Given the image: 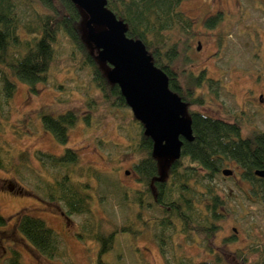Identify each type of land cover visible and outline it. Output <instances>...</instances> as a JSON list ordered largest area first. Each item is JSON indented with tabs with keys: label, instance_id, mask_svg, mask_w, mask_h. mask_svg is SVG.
Instances as JSON below:
<instances>
[{
	"label": "rangeland",
	"instance_id": "1",
	"mask_svg": "<svg viewBox=\"0 0 264 264\" xmlns=\"http://www.w3.org/2000/svg\"><path fill=\"white\" fill-rule=\"evenodd\" d=\"M180 9L193 19L196 32L189 59H184L187 64L180 57L175 66L182 81L189 73L204 71L206 77L228 84L230 90L223 89L216 96L210 86L193 87L197 89L192 99L201 96L204 103L192 102L191 109L214 112L208 107L214 96L224 111L238 114L246 109L241 121L244 131H264V103L254 107L249 101L251 96L264 93V0H185ZM213 15H220L221 20L211 29L206 20ZM89 47L96 56L93 45L89 43ZM55 54L60 64L48 73L46 82L37 85L36 93L17 80L11 102L0 95V213L8 222L0 227V264L12 249L21 252L24 264H97L99 243L78 235L92 224L103 234L130 225L137 229L136 233L116 234L113 248L104 256L107 264H178V258L185 263L211 261L214 254L208 245L215 246L229 264H258L256 250L262 245L253 243L264 245V201L248 197L249 185L242 179L241 169L234 163L225 165L234 170V176L220 173L215 179L218 188L230 194V201L214 242L188 238L179 225L163 229L161 211L148 205L151 199L143 206L134 199L133 191L140 187L134 164L139 159L137 140L142 125L132 120L129 106L106 101L90 65L80 63L79 50L64 32L58 36ZM68 111L79 120L70 128L69 141L62 144L46 128L42 116ZM67 148L80 155L77 175L87 167L96 169L91 179V214L68 213L62 201H53L47 194L54 169L38 151L60 155ZM79 179L86 182L85 177ZM23 212L42 218L59 233L60 255L46 258L19 231ZM243 248L247 249L246 257L242 256Z\"/></svg>",
	"mask_w": 264,
	"mask_h": 264
},
{
	"label": "trees",
	"instance_id": "2",
	"mask_svg": "<svg viewBox=\"0 0 264 264\" xmlns=\"http://www.w3.org/2000/svg\"><path fill=\"white\" fill-rule=\"evenodd\" d=\"M183 1L108 0V7L127 23L129 36L145 43L155 64L168 74L171 89L188 103L203 104L201 96L192 99L193 87H201L203 81H207L210 87L218 83L207 78L204 71L199 75L189 73L188 79L182 81L180 71L175 68L180 57L187 64L185 60L189 59L196 35L193 19L180 9ZM86 18V13L71 0H0V95L11 102L17 91V80L25 82L36 93L37 85L46 82L48 73L60 64L55 54L56 42L59 34L64 32L68 41L79 50L80 63L90 65L96 86L106 101L112 105L128 106L119 86L107 79L108 65L100 63L97 55L90 51L86 39ZM219 20L220 15L211 16L206 20V26L212 29ZM191 118L195 138L185 141L181 158L171 162H164L153 155V141L144 134L143 128L137 140L139 159L134 170L140 187L133 191L134 199L139 206H143L147 198L151 199L148 205L161 211L159 223L163 229L179 225L181 233L188 238L197 236L210 242L215 240L221 228L220 222L229 212L230 194L223 193L215 183L227 161L236 160L244 168V179L256 190L253 196L264 201V177L254 174L255 170L264 169V133L257 134L256 138L242 139L236 125L198 112L191 113ZM42 119L62 144L69 141L70 128L79 120L73 111L58 116L43 115ZM132 120L141 124L134 116ZM38 153L54 169L52 180L48 179L46 185L50 199L62 201L68 213L91 214L94 196L91 179L96 169L87 167L77 175L80 155L74 148H67L60 155ZM79 177H85L86 182ZM7 223V218L0 213V227ZM17 225L46 258L52 259L62 253L59 233L42 218L23 212ZM120 232L136 233L137 229L130 225L103 234L97 232L92 224L89 228L83 227L78 235L97 241V264H107L104 256L111 251L116 234ZM261 245L256 250L260 254L258 264H264V245ZM207 248L213 250L214 259L211 261L185 263L178 258L176 262L229 264L225 256L216 252L215 246L208 245ZM4 264H24L21 252L12 249Z\"/></svg>",
	"mask_w": 264,
	"mask_h": 264
},
{
	"label": "water",
	"instance_id": "3",
	"mask_svg": "<svg viewBox=\"0 0 264 264\" xmlns=\"http://www.w3.org/2000/svg\"><path fill=\"white\" fill-rule=\"evenodd\" d=\"M71 1L86 13V39L97 49L99 62L108 65L107 79L119 86L144 134L152 139L153 155L164 162L179 160L185 141L195 138L193 120L187 102L171 89L168 74L155 64L141 39L128 35L127 23L108 7V0ZM222 173L229 176L233 170L224 168ZM255 173L264 177V169Z\"/></svg>",
	"mask_w": 264,
	"mask_h": 264
},
{
	"label": "flooded vegetation",
	"instance_id": "4",
	"mask_svg": "<svg viewBox=\"0 0 264 264\" xmlns=\"http://www.w3.org/2000/svg\"><path fill=\"white\" fill-rule=\"evenodd\" d=\"M213 16H215V15H213ZM211 17V16H210ZM207 78H209V77H207ZM209 79H212L213 80V82H217L218 84H215L214 86L215 87H210L211 88V91L212 92H214V94L216 95V96H218V92L219 91H221V90H223V89H226L227 91H230L229 90V87H228V84H223L220 80H216V79H213V78H209ZM203 85H205V86H207V87H209V84H208V82L207 81H203ZM196 89L197 88H194V90H191V93H194L195 91H196ZM194 91V92H193ZM210 99H211V102L209 103V108L211 109V110H213L214 112H209L208 111V113L207 114H205V113H203V112H200V111H193L192 109H191V103L189 102H187V104H188V114H189V116L191 117V113H196V112H198V113H202V114H204V115H206V116H209V117H211V118H213V119H217V120H220V121H223V122H225V123H228V124H233V125H236V127L235 128H237L238 130H239V133H240V137L242 138V139H246V138H250V137H253V138H256V136H257V134H259V133H264V131H260V130H257V129H253V128H251V129H249L247 126V128H248V131H244V123H242L243 122V119H244V117H243V115H242V112L243 111H245L246 109H244L243 111H241L240 113H233V112H231V111H224L223 109H220L219 108V106H222V103H220V102H218L216 99H215V97L214 96H211L210 97ZM209 99V100H210ZM249 101H250V103L254 106V107H261V104L262 103H264V93H260V94H258V95H253V96H251L250 98H249ZM214 102V103H213ZM210 104H213V105H210ZM260 105V106H259ZM242 121V122H241ZM236 138H238V137H236ZM231 163H234L235 165H236V167H239L240 169H241V173H240V175H241V177H242V179L246 182V180L244 179V168L236 161V160H232V161H228L227 162V164L226 165H229V164H231ZM224 168V167H223ZM231 169V168H230ZM233 170V169H232ZM256 171V170H255ZM255 171H254V174H255V176L256 177H260L259 175H257L256 173H255ZM223 174V173H222ZM224 175V174H223ZM225 176V175H224ZM234 176V170H233V174L232 175H229V176H225V177H233ZM260 178H262V177H260ZM248 185H249V188L246 190V192H247V194L249 195L248 197L250 198V199H252V200H254V201H256L257 200V198H255L253 195L255 194V188H253V185H251V184H249V183H247ZM66 216V215H65ZM256 245V246H259L258 244H260L261 245V243H258V241H256L255 243H253V245ZM252 244H251V248L252 247H254ZM247 250V249H246ZM244 248H243V250H242V256L243 257H246V253H247V251H246ZM260 258V257H259Z\"/></svg>",
	"mask_w": 264,
	"mask_h": 264
}]
</instances>
